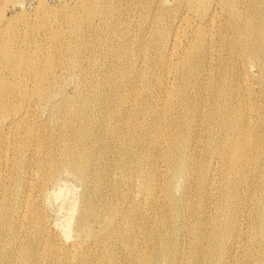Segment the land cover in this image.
I'll return each mask as SVG.
<instances>
[{
  "label": "bare ground",
  "instance_id": "1",
  "mask_svg": "<svg viewBox=\"0 0 264 264\" xmlns=\"http://www.w3.org/2000/svg\"><path fill=\"white\" fill-rule=\"evenodd\" d=\"M70 2L27 50L0 19V264H264V0ZM63 176L83 192L56 244Z\"/></svg>",
  "mask_w": 264,
  "mask_h": 264
},
{
  "label": "rangeland",
  "instance_id": "2",
  "mask_svg": "<svg viewBox=\"0 0 264 264\" xmlns=\"http://www.w3.org/2000/svg\"><path fill=\"white\" fill-rule=\"evenodd\" d=\"M41 1L43 3H41ZM23 2V7H20L19 5L5 3L4 0H0V19L1 17L7 19L11 18L8 21V33L5 32L8 35L6 34V36L13 39L16 47L18 46L19 48L24 50L30 49L34 41H38L41 39L44 40V38L48 37V26L51 24L53 25L54 22L58 21V19L61 20L60 17L63 16V13L72 8H68V5L71 3L70 0H23ZM41 6L44 9H42ZM219 15H221V13H219ZM63 29L66 30L65 27H63ZM10 33H13L14 35ZM47 42L49 41L47 40ZM71 70L72 78L68 77V79L66 76L64 81L62 82L63 91L68 97L75 94L77 90V78L80 74L79 68ZM3 71L4 69L0 68L1 76H10L7 70L6 72ZM121 94H128V91L122 90L120 94L115 95L117 101L119 99V95ZM53 99L55 101H58L59 97L56 96ZM29 100H33V97L26 99L25 102H28ZM16 102L17 100L14 101V104ZM123 107L125 108V115H127L130 111L129 107L128 105H125ZM208 108L209 106L207 105L206 110H208ZM46 116L47 115L43 112L39 113V118L43 122V124L48 123V125L53 128L56 125V119L51 118L49 120ZM165 118L167 119V116L162 115L160 117V120ZM122 124L123 122H120L118 123V126L122 129H125ZM128 148V144H122L121 141L115 140L114 149L116 151L126 153ZM82 192L83 188L74 178L70 176H63L57 183L51 184L42 197L45 221L50 233L53 235V241L56 244L60 242L68 244L70 240L73 239L75 235L76 222L80 215V202ZM239 221L242 224V227L247 224L244 219V215H242ZM37 264L44 263L39 259L37 261Z\"/></svg>",
  "mask_w": 264,
  "mask_h": 264
}]
</instances>
